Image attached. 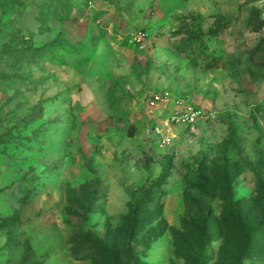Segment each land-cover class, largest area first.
I'll return each mask as SVG.
<instances>
[{
  "label": "rangeland",
  "instance_id": "374dc122",
  "mask_svg": "<svg viewBox=\"0 0 264 264\" xmlns=\"http://www.w3.org/2000/svg\"><path fill=\"white\" fill-rule=\"evenodd\" d=\"M0 264H264V3L0 0Z\"/></svg>",
  "mask_w": 264,
  "mask_h": 264
},
{
  "label": "built area",
  "instance_id": "2783aa9c",
  "mask_svg": "<svg viewBox=\"0 0 264 264\" xmlns=\"http://www.w3.org/2000/svg\"><path fill=\"white\" fill-rule=\"evenodd\" d=\"M262 3H264V0H260ZM200 118V112L198 111H193L192 113L186 115L185 117L179 118L175 117L173 119V123L181 124V123H187L189 125H195L197 121ZM165 145H168L170 143L169 139H164L163 140Z\"/></svg>",
  "mask_w": 264,
  "mask_h": 264
}]
</instances>
